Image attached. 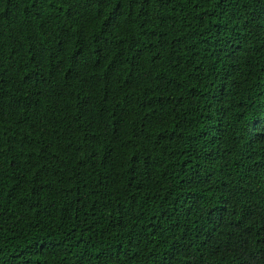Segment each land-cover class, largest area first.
Here are the masks:
<instances>
[{
	"label": "trees",
	"instance_id": "trees-1",
	"mask_svg": "<svg viewBox=\"0 0 264 264\" xmlns=\"http://www.w3.org/2000/svg\"><path fill=\"white\" fill-rule=\"evenodd\" d=\"M0 264H264V0H0Z\"/></svg>",
	"mask_w": 264,
	"mask_h": 264
}]
</instances>
